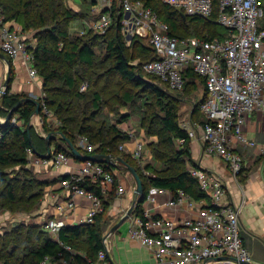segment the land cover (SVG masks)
<instances>
[{"label": "built area", "instance_id": "built-area-1", "mask_svg": "<svg viewBox=\"0 0 264 264\" xmlns=\"http://www.w3.org/2000/svg\"><path fill=\"white\" fill-rule=\"evenodd\" d=\"M164 2L180 8L186 16L206 20L213 18L215 0ZM218 10L215 22L227 28L230 34L224 38L207 40L197 36L171 35L169 25L141 0H94L93 12L97 17L88 25L87 31L105 34L116 24L128 43L137 37L146 39L157 58L147 61L143 68L159 77L171 91L179 93L184 90L186 80L183 73L189 68L202 78L206 97L201 104V111L206 119L197 128L202 129L204 152L208 156L216 154L223 158L237 178L244 170L247 156L233 148L231 138L233 136L237 143L246 148L258 147L256 140L247 137L244 128L248 114L258 109L264 110V28L259 24L262 6L260 0H219ZM34 48L35 44L28 41V33L13 28L0 9V52L11 60L23 55L31 81L39 76L34 66ZM87 86L84 83L81 90ZM2 91L3 86H0V94ZM40 104V115L46 117L50 126L58 127L60 121L47 107L44 94ZM13 122L18 124L16 117ZM182 128L191 139L196 138L197 128L193 124L184 123ZM184 144L185 139L176 140L178 148ZM77 146L84 154H94L96 148L87 136H80ZM120 148L123 149V145ZM146 154L145 141L137 140L130 156L144 168ZM27 157L32 164L52 168L66 166L73 158L65 151L42 157L32 147L27 149ZM110 165L83 161L76 172L62 180V186L69 191L70 199L60 203L58 210H72L76 205L75 196H86L92 203L83 222L94 224L96 215L103 211V201L94 192L83 188L80 182L89 179L100 186L103 194L114 189L117 194L124 193L126 187L116 185L119 175L117 169ZM188 170L197 179L207 198L196 199L183 189L173 193L166 188L152 187L143 207L145 210V203H157L161 193L171 194L165 206L195 211L196 216L184 219L158 218L148 208L144 216H137L131 225V238L150 249L157 264L252 262L241 235L240 208L229 202V187L222 175L202 167L189 166ZM144 172L147 176H153L145 168ZM45 228L59 241L61 225L56 219H49ZM65 248L73 251L69 246ZM38 264H52V260L46 256ZM88 264L113 263L105 247L98 252L96 260Z\"/></svg>", "mask_w": 264, "mask_h": 264}, {"label": "trees", "instance_id": "trees-1", "mask_svg": "<svg viewBox=\"0 0 264 264\" xmlns=\"http://www.w3.org/2000/svg\"><path fill=\"white\" fill-rule=\"evenodd\" d=\"M141 1L152 7L160 19L169 25L171 35L180 37L193 35L210 40L214 37L224 38L230 34L227 28L215 22L219 13V0H215L211 20L188 15L184 18V12L180 8L171 6L164 0ZM0 9L6 20L17 21L22 25L24 32L33 31L37 39L33 49L34 62L39 67V74L43 78L46 105L60 121V125L52 129L48 126L45 117L43 118L44 128L47 132L63 133L76 146L78 137L87 136L90 142L96 145L94 154L121 156L133 165L141 175L145 188L144 201L134 209L137 216H144L143 203L152 187L166 188L173 193L183 189L196 199L207 198L205 192L199 187L197 179L188 170L189 166L197 167V164L192 158L191 139L179 121L177 95L169 91L167 84H165L166 88H163L162 85L154 84L145 77L143 65L157 58L148 43L143 44L139 37L131 41L139 55L150 56L149 59L134 65L130 62L126 41L116 24H113L105 34L89 30L70 39L71 35L63 22L72 18V11L66 8L65 0H0ZM99 42L106 44L107 47V60L110 66L106 74L110 78L119 76L121 79H126L141 90L133 92V90L125 89L121 94L122 99L126 103H133L141 97L142 92H150L160 111V113L155 111L148 116L147 125L148 135L158 136V140L152 142L149 149L160 163V167H155L152 163H146L144 167L153 176H147L137 160L118 150L122 142L129 141L132 137L115 123L107 120L100 122L98 119L104 103L101 90H88L89 84L85 90H81L84 81L78 79L75 66L77 64L88 67L96 65L98 58L95 47ZM183 75L186 84L191 82L193 88L197 85L196 79L204 85V80L191 68L185 70ZM14 78L15 70L12 63L10 85L5 97L1 100L3 107L0 113L3 116H7L9 110L26 96V94L11 91V82ZM205 97L206 90L203 97L195 104L193 114L200 111ZM148 98L149 96L146 95L144 100L142 99L145 111L149 110L147 107L151 105ZM38 100L40 102L41 98ZM35 109L34 102L26 101L16 112L22 124L13 122L14 116L0 124V211L31 212L38 206L44 195L47 182L31 177V169L27 167L28 148L36 149L39 156L48 152L45 137L39 135L33 126L28 130V124ZM129 118L130 114L122 113L117 118V122L123 123ZM199 123L203 125L204 121ZM178 139H185V144L181 148L176 145ZM61 151L74 157L66 143H57L51 154ZM110 166L118 168L119 165L111 164ZM16 167H19L20 172L13 175ZM125 170H127L126 167ZM68 177L69 175L66 176ZM80 185L102 198L103 211L96 215L94 224L63 225L60 228L59 241L50 235L45 224L13 226L11 230L0 235V257H4L2 264H38L46 256L51 258L52 263L63 260L71 264H88L96 260L98 252L105 248L100 222L110 199L114 196L110 195L107 201L100 186L89 179L81 181ZM83 240L90 248L86 258L75 254V250L79 249ZM66 246L71 247L73 251L66 249Z\"/></svg>", "mask_w": 264, "mask_h": 264}, {"label": "crops", "instance_id": "crops-1", "mask_svg": "<svg viewBox=\"0 0 264 264\" xmlns=\"http://www.w3.org/2000/svg\"><path fill=\"white\" fill-rule=\"evenodd\" d=\"M93 1L94 0H89L91 14L86 20H83L82 22L84 26L83 31H87L88 25L93 22L97 17L94 15L93 12ZM260 2L262 6V14L259 18V24L261 27L264 28V0H260ZM183 15L184 18H186V15ZM8 21L13 28H17L18 30L23 31L22 25L20 23L15 20ZM27 32L28 31H26L25 33ZM12 63L15 70V78L11 82V91L17 94H26L25 97H33L37 100L38 98H42L44 94L43 78L39 74L36 80H30L29 68L27 64H25L23 55L13 60L9 59L7 56L6 58L0 56V86H3L8 76H10V69ZM197 80L198 79H196L195 81ZM1 100L0 109L3 107ZM194 110L195 106L192 110L191 118H193L195 115H193ZM199 113L203 115L200 116L201 120L197 119L196 122L194 121V123L189 122L190 124H193L196 128L198 127L197 125H201L199 122H203L206 119L201 109ZM16 114L17 113H15L13 116L15 117ZM39 115L33 114L30 123L31 126L35 127L39 135L45 137L50 132H48L47 134L46 132H42L44 131L42 130L44 127V120L43 116ZM5 118L6 116H3L0 113V124L5 122ZM20 122L21 121L19 120V125ZM183 124L184 123H181V127ZM48 126L52 128V126H50L49 124ZM244 131L247 137L256 140V142L258 143V147L246 148L245 146L237 143L236 139L232 136L231 143L233 148L239 152H244V154L247 156V160L244 164V170L239 174L237 178L234 176L231 169L223 158L216 154L212 156H208L207 154H205L201 128H197L196 138H190L191 153L194 162L197 164V167H202L203 169H207L210 171H216L221 174L224 180L226 181L229 187V202L235 205L237 208H240L241 235L245 246L248 248L252 256V263L264 264L263 109H258L253 113L247 115ZM128 133L132 137L131 140L124 141L123 143H121L120 145H123V149H121L119 146V150L123 153L130 155V152L135 148L136 141L144 140L147 147V154L145 157L147 158L146 160L149 159L148 163H152L155 167H160V163L153 157L149 150L150 146L146 137H144V135L135 136L134 134H132V132ZM57 143H66L59 134L58 137L52 141L51 152L54 150L55 145ZM34 152L36 153L35 150ZM215 156H218V158ZM82 162L83 161L73 157L68 165L62 166L61 168H52L51 166H38L32 164L29 160L27 165L28 168L31 169L32 167L36 171L47 172V175H45L41 179H38L42 182H47V185L44 188V195L42 196L38 206L34 209L36 211H34V213H31V216L33 215L31 224H46L49 219H56L61 226H76L84 224L83 220L87 216V213L92 203L86 196H75L74 199L76 205L72 210L66 209L63 212L58 210V205L60 203L70 199L69 191L62 186L61 182L64 178H66V176L72 174L73 172H76L80 168ZM116 169L118 173V168ZM129 179L130 178L128 176V181ZM135 189V184H132V186L128 184L126 191L122 194H117L116 189H114L113 192L104 193V198L107 201L109 200L110 195L113 194L114 196V198L110 199L111 201L100 222L101 229L104 235L103 243L106 247L108 257L113 264H157L153 257L152 251L142 246L138 241L134 240L130 236V227L133 224L135 218L137 217L134 211L132 212L131 216L126 219L117 229H114V227L121 221L123 216L127 214L128 210L131 208V206L137 199ZM170 197L171 194H159L157 198V203L151 205L145 203V210L151 208V214H153L154 217L158 218L168 217L174 219H184L196 216L195 211L191 212L185 209H173L168 206H165L164 203L169 200ZM25 216L26 212H18L15 217L13 215V212H10L8 217L12 218L13 222V220H16L17 218L25 219ZM45 217L46 220L44 219ZM84 250L86 251L82 252V250L80 249L75 250V254L82 255L84 258H86L90 252L89 245L88 248ZM61 261L63 263H66V261ZM67 262L70 263L69 261Z\"/></svg>", "mask_w": 264, "mask_h": 264}, {"label": "rangeland", "instance_id": "rangeland-1", "mask_svg": "<svg viewBox=\"0 0 264 264\" xmlns=\"http://www.w3.org/2000/svg\"><path fill=\"white\" fill-rule=\"evenodd\" d=\"M65 6L66 8L70 9L72 11V18L68 19L67 21L63 22V25L66 29H68L70 36V39L76 38L78 35L83 34L82 31L84 30V26L82 24L83 20H86L89 15L91 14L90 4L89 0H65ZM28 41L32 44L37 43V39L34 37L33 31H28ZM182 33V32H181ZM184 35V33H182ZM193 36V35H190ZM135 40V38L133 39ZM140 40V39H139ZM142 43L147 44V40L142 38ZM127 50H128V56L130 58V62L134 65H137L140 61L149 59L150 56L147 54L139 55L138 50L136 48H133L132 42L128 43L126 41ZM98 61L96 65L93 67H88L83 64H77L75 66L76 72H78V79L80 81H84L83 83L89 84V89H99L102 92L103 95V109L100 111L98 115V119L100 122L102 120H107L108 122L115 123L122 131L128 133L132 132L135 136H142L146 137L147 141L149 142V146H151L152 142H155L158 140L157 135H148L147 133V125H148V116L152 114L153 112H159V109L155 105V99L153 98V95L150 92H142L141 97L139 99H136L133 103H126L122 97V91L125 89L133 90V92L141 91L138 89L134 84L130 83L126 79H121L119 76L109 77V75L106 74V72L109 70V60H107V47L106 44L99 42L95 47ZM152 53V52H151ZM38 72L39 67L35 65ZM145 77L148 81L162 85L163 88L165 87V83H163L159 77L156 75L149 73L145 70L144 72ZM197 85L195 88H193V85L190 83L186 84V87L184 91L182 92H174L171 91L172 94L177 95V102L179 104V121L180 123H194L196 120H201L200 116H203L199 113H196L193 118H191L192 110L194 108V104L199 102V100L203 97L205 93L204 85L200 81H196ZM144 94V95H143ZM149 96L148 100L151 102V105L147 107L149 110L145 111V107L142 105V99ZM127 113L130 114V118L123 123H118L117 118L122 114ZM200 114V115H199ZM16 121H19L18 114H16ZM13 120V119H12ZM189 123V124H190ZM21 124V122H20ZM52 128H55L53 126ZM46 134L48 133L46 129L43 127ZM43 133V134H44ZM129 134V133H128ZM79 139V137H78ZM154 140V141H153ZM123 143V142H122ZM151 148V147H150ZM119 150V148H118ZM150 150V149H149ZM120 151V150H119ZM123 153V152H122ZM218 158V156H215ZM147 158H144L143 162L149 161L146 160ZM19 167H16L14 174H18ZM118 173L119 177L117 179V185H124L127 188V185L135 184L136 183L133 179V176L129 173L128 170H125V166L119 165L118 166ZM22 175V174H21ZM45 175H47L46 171H36L31 167V177H34L35 179H41ZM129 176V181H128ZM134 182V183H133ZM36 210H32L31 212H26L25 219L17 218L16 220H13L12 218H9V211L7 210H1L0 211V235L4 234L5 231L11 230L13 226L24 224L30 225L31 220L33 219V215L31 216V213ZM18 212H14L13 215H15ZM32 217V218H31ZM46 220V217L44 218ZM44 220V221H45ZM86 237V236H83ZM82 252L86 251L84 249L88 248V245L85 240H83L78 247ZM4 257H0V264H2ZM52 264H70L68 262L63 263L60 262H54ZM85 264V263H84ZM196 264V263H193Z\"/></svg>", "mask_w": 264, "mask_h": 264}, {"label": "water", "instance_id": "water-1", "mask_svg": "<svg viewBox=\"0 0 264 264\" xmlns=\"http://www.w3.org/2000/svg\"><path fill=\"white\" fill-rule=\"evenodd\" d=\"M0 56L6 58V55L3 52H0ZM9 81H10V76H8L7 80L3 84V91L0 94V100L3 99L7 93L8 87H9ZM26 101H32L36 105V109L34 114L39 115L41 112V104L39 100L33 98V97H24L22 98L8 113V115L5 118V122L9 121L12 116L18 111V109L23 105L24 102ZM31 123L28 124V130H30ZM61 138L66 142L68 145L70 151L73 153L74 157L81 160V161H86V160H92L94 162H99V163H107V164H122L124 165L127 170L130 172V174L133 176L135 182H136V189L135 193L137 195V199L135 200L134 204L131 206V208L128 210L127 214L123 216L121 221L114 227V229H117L126 219H128L134 209L137 207V205L144 201V194H145V188L143 184V180L141 175L138 173L137 169L128 163L123 157L118 156V157H113L112 155H102V154H84L81 152V150L72 142L66 135L63 133L59 132L58 133ZM57 133L50 132L45 136L46 139V144L48 148V152L44 154L42 157H50L51 155V144L52 141L55 140L58 137ZM30 135V131H29ZM36 151V149H34ZM223 259V258H220ZM236 260V259H235ZM237 261V260H236ZM241 264H254L252 262H241Z\"/></svg>", "mask_w": 264, "mask_h": 264}]
</instances>
